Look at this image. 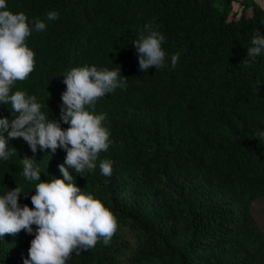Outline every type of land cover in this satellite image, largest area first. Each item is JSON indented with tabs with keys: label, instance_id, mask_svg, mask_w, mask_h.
I'll use <instances>...</instances> for the list:
<instances>
[{
	"label": "trees",
	"instance_id": "trees-1",
	"mask_svg": "<svg viewBox=\"0 0 264 264\" xmlns=\"http://www.w3.org/2000/svg\"><path fill=\"white\" fill-rule=\"evenodd\" d=\"M7 7L47 24L27 38L35 67L12 90L36 96L51 119L59 118L63 76L72 68H120L128 79L126 89L95 105L96 114H106L108 150L84 176L71 173L77 187L111 210L118 227L107 246L101 239L67 264H264V229L250 211L264 197V55L243 62L253 33L264 35L262 6L254 0H7ZM49 11L58 19L47 21ZM149 22L166 37L168 66L143 73L132 42ZM177 53L173 69L170 57ZM10 111L0 104V117L11 118ZM8 149L10 159L0 161V195L16 186L35 190L38 181L22 175L24 157L35 159L42 181L61 178L62 150L33 154L22 139L10 140ZM103 160L112 161L110 176L101 174ZM33 194L18 202L31 208ZM33 238L23 230L5 234L0 264H23Z\"/></svg>",
	"mask_w": 264,
	"mask_h": 264
},
{
	"label": "clouds",
	"instance_id": "clouds-1",
	"mask_svg": "<svg viewBox=\"0 0 264 264\" xmlns=\"http://www.w3.org/2000/svg\"><path fill=\"white\" fill-rule=\"evenodd\" d=\"M58 15L49 11L46 20L54 21ZM46 28L45 21L29 20L23 12L13 13L8 10L7 0H0V104L11 105V118L0 117V161L9 160L13 154L8 149L12 139H22L33 154L39 150L54 155L57 149L66 154L64 163L58 165L61 178L46 181L41 180L34 158L21 159L25 180L38 181L35 190L29 191L34 192L30 196L31 208L18 202L29 192L24 193L17 186L0 195V240L5 234L15 236L22 230L34 237L23 264H67L70 255L88 251L101 239L107 246L118 227L111 210L77 187L71 173L83 175L95 169L99 153L108 150L112 141L106 114H96L95 105L115 90L126 89L128 79L122 77L120 68L109 70L95 65L72 68L63 76L66 89L61 94L59 118L51 119L42 111L36 96L12 90L35 67V53L28 47L27 38ZM165 40L153 23L143 26L132 42L141 72L168 66V56L162 47ZM246 50L245 64L264 55V35L260 31L253 33L251 46ZM178 60V53L171 55L173 69ZM259 138L264 139V131ZM99 167L102 175H111L112 161L103 160Z\"/></svg>",
	"mask_w": 264,
	"mask_h": 264
},
{
	"label": "rangeland",
	"instance_id": "rangeland-1",
	"mask_svg": "<svg viewBox=\"0 0 264 264\" xmlns=\"http://www.w3.org/2000/svg\"><path fill=\"white\" fill-rule=\"evenodd\" d=\"M254 2L258 3L264 9V0H254ZM239 9L238 4H234L233 10L236 11ZM238 16V14H237ZM251 214L255 219L258 227L260 229H264V197L256 202H254L250 207Z\"/></svg>",
	"mask_w": 264,
	"mask_h": 264
}]
</instances>
